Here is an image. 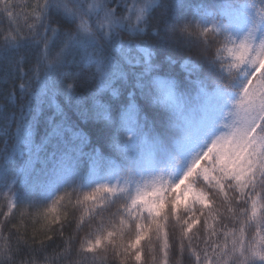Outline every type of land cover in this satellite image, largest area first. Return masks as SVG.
<instances>
[{"label":"trees","instance_id":"trees-1","mask_svg":"<svg viewBox=\"0 0 264 264\" xmlns=\"http://www.w3.org/2000/svg\"><path fill=\"white\" fill-rule=\"evenodd\" d=\"M263 43L264 0H0V264H264Z\"/></svg>","mask_w":264,"mask_h":264},{"label":"rangeland","instance_id":"rangeland-1","mask_svg":"<svg viewBox=\"0 0 264 264\" xmlns=\"http://www.w3.org/2000/svg\"><path fill=\"white\" fill-rule=\"evenodd\" d=\"M261 56L264 57V43H263V47H262V54H261ZM244 105H245V102L242 103L239 107L242 109V107ZM236 111H237V108H236ZM230 141H231V139H230ZM230 141H228L226 144H228ZM158 204H159V192H158L157 189H154V191L152 193V197H151V199L148 201V203L146 205L147 211H150V212L155 211L156 208H157V206H158Z\"/></svg>","mask_w":264,"mask_h":264}]
</instances>
